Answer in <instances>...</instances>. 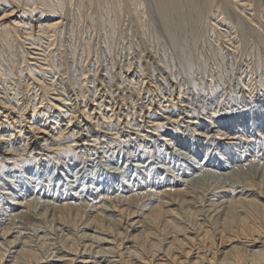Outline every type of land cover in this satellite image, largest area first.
I'll return each instance as SVG.
<instances>
[{
    "label": "bare ground",
    "instance_id": "6f19581e",
    "mask_svg": "<svg viewBox=\"0 0 264 264\" xmlns=\"http://www.w3.org/2000/svg\"><path fill=\"white\" fill-rule=\"evenodd\" d=\"M0 264H264V0H0Z\"/></svg>",
    "mask_w": 264,
    "mask_h": 264
},
{
    "label": "rangeland",
    "instance_id": "374dc122",
    "mask_svg": "<svg viewBox=\"0 0 264 264\" xmlns=\"http://www.w3.org/2000/svg\"><path fill=\"white\" fill-rule=\"evenodd\" d=\"M88 2V1H87ZM76 6V7H75ZM74 7H73V10L72 9H68L67 11V13H66V15L67 16H69V18L67 17V21L66 22H68L69 21V23H68V25H67V28L65 29L66 31H68V32H66V31H64V36H66L65 38V40H66V43L67 44H69V43H72L73 41L71 40V36L72 35H74L75 34V32H73L74 30H73V27H74V29H76L77 27H78V25H80L79 24V20H76L77 18H75L74 17V12H75V10L78 8V6L77 5H75ZM86 6H89L90 7V4L89 3H87V4H85V8H86ZM96 8H97V5H94ZM68 7H69V5H68ZM89 7H87L86 8V10L85 11H87V12H92V11H95V10H97L96 8H93V10H91V7H90V9H89ZM76 8V9H75ZM72 10V11H71ZM91 10V11H90ZM72 13V14H71ZM71 16V17H70ZM71 18V19H70ZM75 18V19H74ZM70 19V20H69ZM76 21H78V22H76ZM75 23H76V25H75ZM78 23V24H77ZM70 24V25H69ZM72 26V27H71ZM69 29V30H68ZM134 29L135 30H137L135 27H134ZM79 30H80V27H79V29L77 28L76 29V32L77 33H79ZM77 33H76V35H77ZM68 36V37H67ZM150 36V35H149ZM74 38V37H73ZM69 40H70V42H69ZM76 40H77V38H76ZM75 40V42L77 43L79 40H77L76 41ZM10 84H8L7 86H9ZM69 85H72V82L71 83H69ZM68 85V86H69ZM35 92L36 91H38V93H39V90L38 89H35L34 90ZM40 93H41V91H40ZM72 93V92H71ZM75 93H72V95H74ZM48 163H46V165H47ZM98 170V172H99V168H97ZM96 171V170H95ZM67 175H71V173H69V174H67ZM52 177V175L51 174H47L46 175V179H48V177Z\"/></svg>",
    "mask_w": 264,
    "mask_h": 264
}]
</instances>
